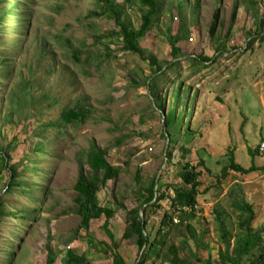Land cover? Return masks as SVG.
I'll return each instance as SVG.
<instances>
[{
  "label": "rangeland",
  "instance_id": "1",
  "mask_svg": "<svg viewBox=\"0 0 264 264\" xmlns=\"http://www.w3.org/2000/svg\"><path fill=\"white\" fill-rule=\"evenodd\" d=\"M160 1H164L162 23L140 46L146 57L150 55L160 64H179L174 71H167L164 80L158 79L156 101L149 82H144L157 74V67L123 49L122 40L112 36L114 21L96 0H0V16L4 8L13 3L17 6L0 25V52L10 57L12 72L8 81L3 75L0 79V195L7 190L6 172L1 170L3 148L16 138V150L11 153L16 161L29 155L36 143L46 150L44 157L36 154L38 174L29 171L24 178L32 187L27 195L16 190L4 199L9 213L15 206L24 210L28 219L19 213L17 219L12 215L0 221V264H6V251L15 247L11 264H47L49 250L55 264H65L72 253L85 254L90 264H113L114 253L126 264H138L142 252L139 254L137 237H121L126 210L140 203L139 192H135L137 172L141 170L145 184L160 174L163 190L172 193L171 187L184 186L179 177L180 163L197 165L201 158L206 165L197 167L204 193L198 196L200 212L192 221L199 244L189 241L196 256L212 258L218 264L223 244L216 210L236 231L238 218L232 202L242 195L256 211L254 228L264 226V0H201L194 15L195 0ZM180 2L185 6L187 32L179 45L186 55L174 59L167 29L177 33L179 21H172L168 11L174 5L172 12L177 14ZM217 11V29L211 35ZM143 12L139 6H128L125 17L139 28ZM105 35L108 38L101 40ZM252 38L256 39L248 47ZM222 45L227 54L221 51ZM44 49L47 54L42 57ZM75 50L81 51L80 61L72 55ZM210 58L214 61L203 68L201 63ZM3 70L6 68L0 67V72ZM132 73L137 75L138 86L131 82ZM27 83H32L39 105L20 101L18 107L22 106L15 110L13 123L6 122L4 117L17 105L16 96L24 94L22 87ZM82 98H89L92 105L86 123L58 126L61 111ZM164 102L166 112L157 107ZM34 107L39 115L34 114ZM171 112L175 117L170 125V144L163 134ZM51 124L40 134L43 125ZM92 145L106 151L111 165L122 168L117 182L109 181L99 193L100 204L117 214L111 220L105 216L95 219L89 230L77 233L82 219L77 214L74 186L85 152ZM182 147L188 150L183 158ZM170 148H175L172 163L166 159ZM134 149L140 152L134 154ZM230 150L237 163L245 168L255 163L258 170L248 175L231 170L223 177ZM131 153L134 156L126 164ZM85 169L89 171L87 165ZM33 191L35 201L31 199ZM121 202L126 209L120 208ZM163 205L168 210L170 202L166 200ZM35 208H39L36 216ZM162 213L157 220L151 216L148 233L151 225L159 227ZM179 233L187 235L180 228L172 237L177 245L183 240ZM201 244L206 247L198 246Z\"/></svg>",
  "mask_w": 264,
  "mask_h": 264
},
{
  "label": "trees",
  "instance_id": "2",
  "mask_svg": "<svg viewBox=\"0 0 264 264\" xmlns=\"http://www.w3.org/2000/svg\"><path fill=\"white\" fill-rule=\"evenodd\" d=\"M8 1L10 0H3V3H7ZM96 2L104 7L105 14H108L114 21L115 31L112 36H116L122 40L123 49L128 52L139 54L142 59L149 60L152 66L157 67V74L153 77L146 78L144 83L147 85L149 82L148 86L152 97L156 101H159V95L157 93L158 79L164 80L167 71H174L179 62L172 61L171 63L160 64L154 57H151L150 55L147 57L145 56V51L140 46V43L150 31L159 27V24L162 23L161 18L164 14V1L123 0L122 3H119L111 2L110 0H96ZM200 2L201 0H195L192 11L193 15L198 12ZM128 6H139L144 11L140 16L141 24L139 28H136L132 21L125 17V10ZM16 8L17 6L13 3L9 6V9H3V13L0 16V25H3V23L7 21L8 15L16 10ZM174 8L175 6L173 5L171 7V11L168 12L171 15L170 18L172 21H179V28L178 32L174 34L172 32V28L168 27L167 40L172 48V57L174 59H178L181 56L186 55L184 49L179 45V43L184 41L186 38L187 25L184 18V4L181 2L178 4V8H180L177 12L178 15H173L172 10ZM90 15L98 16L99 14L91 12ZM218 18L219 11L215 14V21L210 29L211 35H213L217 29ZM106 36L107 35L102 36L100 39L105 40L108 38ZM255 39L252 38L248 42V47L252 45ZM224 48V45H222V50H220L227 54L228 50H224ZM3 54V52H0V67H5L6 70L0 72V79L3 75V79L8 81L12 73L10 68L11 63L9 61L10 57ZM46 54L47 51L44 49L42 51V57ZM72 55L75 61H80V50L73 51ZM212 61H214V59H207L201 63V66L204 68L207 65V62ZM130 78L131 82L138 86L137 75L132 73ZM31 85L32 83L30 86L28 83L26 86L23 85L22 88L24 94L16 96L19 101L17 105L13 106V109L4 117L6 122L13 123L15 110H20V107L22 106L21 104L18 107L20 101L23 103V101L29 100V103L33 106L39 105L32 94ZM45 97L48 98L46 95ZM89 100V98H82L78 100L73 107L64 108L61 111L58 126L64 128L70 125L74 126L85 124L92 113V105ZM157 107L162 112H166L165 102L158 104ZM34 108V114L39 115L40 113H36V107ZM174 117V113L171 112L167 115L165 120V125L168 127V130L165 134H163V138L168 137L170 139V144L172 142L170 125L173 123ZM50 126L52 127V124L43 125V129L40 131V134L44 133L45 129ZM167 134L168 136H166ZM15 143L16 138L13 139L6 148H3L4 151L1 154V170L2 172H6L7 181L5 185L7 190L4 195H0V221H2L3 217H9L12 215L15 219H17L19 213L23 214L21 218L28 219L27 213L24 210L22 211L16 209L15 206H12V210L14 211L9 213V205L4 199L12 192H16V190H20L25 196L27 195L32 187L27 184L28 182H26L24 178L29 171H31L34 176L38 174L40 169L38 168L36 154L41 153L43 157L46 154L44 146H42L41 143H36L31 147L29 155L23 159L21 157L19 161H16L11 157V153L16 150ZM121 143L122 142H120L119 145ZM181 150L183 151V158L187 154L188 150L184 147H182ZM132 152L134 154H138L140 149H134ZM174 152L175 148H170L167 152L166 159L168 163H172L174 161ZM250 152L253 153L252 151ZM133 153L129 155L126 164L129 163L130 158L134 156ZM227 156L229 157L230 163L223 168V177H227L229 171L231 170L244 175L251 174L258 170L255 163H253L250 168H245L237 163L235 161L233 150H230ZM82 161L80 173L74 186V189L77 192L75 201L77 214L82 219L77 233L82 230H89L92 221L99 219L102 216H105L107 220H111L115 217L117 213L114 209L100 204L99 193L109 181H112L113 184H115L122 174V168L111 165L106 158V151L96 145H92L89 150L85 152V160ZM86 165L89 168V171H86ZM205 165V161L202 158L199 160L197 165H194L190 161L185 163L182 161L180 163L179 177L184 182V186L171 187L170 190H172V193H170L168 189L165 191L163 190V185L161 186L160 179L158 182V188L156 189V176L145 184L141 176V170L137 172L135 192L137 195L139 192L138 198L140 203L136 208L126 210L127 222L126 226H124V229L122 230L123 233L121 237L124 240H128L136 236L137 244L139 246V254L146 246L138 264H148L150 261H153V264L158 262L160 264H214L215 261L212 258H208L207 260L199 259L189 244L190 239H193L196 243H198L197 232L192 224V221L197 218L200 212L198 207V196L201 193H204L201 191L202 184L199 180L201 173L198 171L197 166L203 167ZM44 192L45 190H43V193ZM31 199L35 201L34 191ZM166 200L170 202L168 210H164L163 202ZM232 207L237 212L238 223L236 231H233L228 227L227 222L221 219V213L216 210V220L219 225L220 239L223 244V247H221L218 251L219 258L216 262L218 264H264V226H261L259 229L254 228L253 223L255 222L257 216L253 205L247 201L245 196L242 195L240 199H236L232 202ZM120 208L126 209L123 202L120 203ZM141 211L143 216H141ZM38 212L39 208H35V216ZM160 213H162V216L159 218V227L156 228L154 224L151 225L152 229L150 233H148L147 227L150 224L151 216H156L154 219L157 220V215ZM180 228H184L187 235L179 233L183 237V240L177 245L172 241V237L178 234V230ZM16 234V232L13 233L14 236H17ZM15 239L18 241V236L15 237ZM198 246L206 247V245L203 244ZM16 250L17 247L11 251H6V264L13 263L17 253ZM114 257L113 264H126L125 259L117 253H114ZM55 262L56 258L51 250H49L47 264H55ZM65 264H90V260L85 254L78 255L72 253L65 259Z\"/></svg>",
  "mask_w": 264,
  "mask_h": 264
},
{
  "label": "water",
  "instance_id": "3",
  "mask_svg": "<svg viewBox=\"0 0 264 264\" xmlns=\"http://www.w3.org/2000/svg\"><path fill=\"white\" fill-rule=\"evenodd\" d=\"M151 95V94H150ZM166 131V129H165ZM167 153V152H166ZM160 179V174L158 175L157 179H156V189L158 188V182ZM141 216H143V213L141 212ZM146 246L143 248L141 255L143 254L144 250H145Z\"/></svg>",
  "mask_w": 264,
  "mask_h": 264
},
{
  "label": "built area",
  "instance_id": "4",
  "mask_svg": "<svg viewBox=\"0 0 264 264\" xmlns=\"http://www.w3.org/2000/svg\"><path fill=\"white\" fill-rule=\"evenodd\" d=\"M264 149V143H263V145H262V150ZM177 221V220H176Z\"/></svg>",
  "mask_w": 264,
  "mask_h": 264
}]
</instances>
